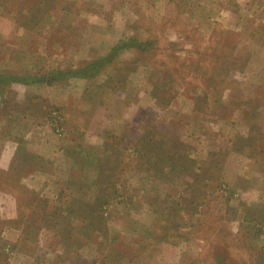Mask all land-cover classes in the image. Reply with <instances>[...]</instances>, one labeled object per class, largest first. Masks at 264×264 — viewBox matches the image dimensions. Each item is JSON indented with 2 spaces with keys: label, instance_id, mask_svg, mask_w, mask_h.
<instances>
[{
  "label": "rangeland",
  "instance_id": "rangeland-1",
  "mask_svg": "<svg viewBox=\"0 0 264 264\" xmlns=\"http://www.w3.org/2000/svg\"><path fill=\"white\" fill-rule=\"evenodd\" d=\"M0 264H264V0H0Z\"/></svg>",
  "mask_w": 264,
  "mask_h": 264
},
{
  "label": "trees",
  "instance_id": "trees-1",
  "mask_svg": "<svg viewBox=\"0 0 264 264\" xmlns=\"http://www.w3.org/2000/svg\"><path fill=\"white\" fill-rule=\"evenodd\" d=\"M97 63H98L97 61H93L91 64L83 66L82 69H77V67L71 70L69 69V72L71 75L83 74V75L89 76V71L92 70L96 66Z\"/></svg>",
  "mask_w": 264,
  "mask_h": 264
}]
</instances>
